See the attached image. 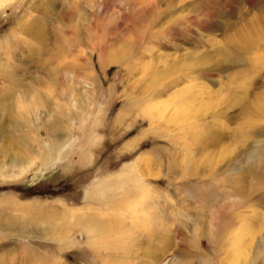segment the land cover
<instances>
[{
  "label": "rangeland",
  "instance_id": "1",
  "mask_svg": "<svg viewBox=\"0 0 264 264\" xmlns=\"http://www.w3.org/2000/svg\"><path fill=\"white\" fill-rule=\"evenodd\" d=\"M0 264H264V0L0 6Z\"/></svg>",
  "mask_w": 264,
  "mask_h": 264
},
{
  "label": "bare ground",
  "instance_id": "2",
  "mask_svg": "<svg viewBox=\"0 0 264 264\" xmlns=\"http://www.w3.org/2000/svg\"><path fill=\"white\" fill-rule=\"evenodd\" d=\"M12 1H14V0H0V6H4V4H6V3H8V2H12ZM134 1V0H133ZM64 17V16H63ZM70 17H71V15H70ZM49 210V209H48ZM46 216V215H45ZM15 225V223L13 222V223H10L9 225L7 224V223H5V224H3V226L5 227V228H8V226H14ZM21 226V224H18V227L17 228H19ZM24 228V227H23ZM13 229V228H12ZM26 231V230H25Z\"/></svg>",
  "mask_w": 264,
  "mask_h": 264
}]
</instances>
